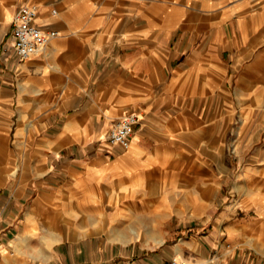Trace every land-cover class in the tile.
<instances>
[{
	"label": "crops",
	"instance_id": "obj_1",
	"mask_svg": "<svg viewBox=\"0 0 264 264\" xmlns=\"http://www.w3.org/2000/svg\"><path fill=\"white\" fill-rule=\"evenodd\" d=\"M172 256L264 264V0H0V264Z\"/></svg>",
	"mask_w": 264,
	"mask_h": 264
},
{
	"label": "built area",
	"instance_id": "obj_2",
	"mask_svg": "<svg viewBox=\"0 0 264 264\" xmlns=\"http://www.w3.org/2000/svg\"><path fill=\"white\" fill-rule=\"evenodd\" d=\"M56 11V9H53ZM39 3H24L11 20L12 45L21 58L29 57L44 50L48 41L57 35L58 30L37 22ZM138 113L129 112L122 115L111 127L108 139L111 143H120L127 147ZM161 264H187L183 259L172 256Z\"/></svg>",
	"mask_w": 264,
	"mask_h": 264
}]
</instances>
